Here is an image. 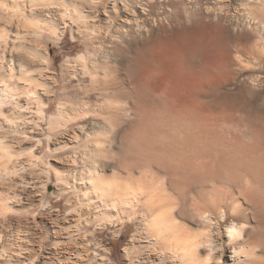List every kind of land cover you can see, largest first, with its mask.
<instances>
[{
    "label": "rangeland",
    "instance_id": "1",
    "mask_svg": "<svg viewBox=\"0 0 264 264\" xmlns=\"http://www.w3.org/2000/svg\"><path fill=\"white\" fill-rule=\"evenodd\" d=\"M91 1L87 0L93 7ZM110 1L102 0L98 24L88 19L85 31L77 24L61 26L55 32L43 30L47 57L37 75L40 85L32 89L39 94L32 91L29 100L22 99L26 109L21 114L0 83V108L3 105L4 109V113L0 110V136L4 135L11 147L0 148V264H152L146 242L148 229L139 225L140 217H112L119 219L118 223L97 218V208L85 198L84 188L95 166L104 168L111 176L109 181L114 182V154L129 151L140 135L152 132L155 125V119L145 115V103L135 107L133 99L113 96L115 89L127 91L131 87L136 99L135 89L142 85L162 106L185 113L210 129H227L234 123L219 108L210 115L202 110L194 90L214 92L213 100L224 103L248 101L237 93L241 89L247 98L264 97V56L245 57L234 52L239 56L234 67L217 73L216 68L225 69L222 51L207 47L206 39L197 38L201 31L198 20L170 21L163 11H171V7L164 8V2L157 0L155 11L161 18L154 21V16H147L145 27L138 29L135 23L124 20L126 10H136L139 20L146 17L140 12L142 6L134 8L130 0H117L120 13L114 16L108 8ZM183 1L179 10L200 8L214 19L216 34L224 27L239 31L245 20L259 17L258 8L241 0ZM4 25L1 20V44L7 36ZM253 28L264 33L262 23L253 24ZM104 35L105 48L97 51L94 46ZM183 48H196L203 64H217L215 71L205 75L191 72L183 77L185 73L176 62ZM215 187L223 201L214 218L225 211L228 219L213 229L218 242L225 246L213 260L222 259L226 264L229 245L224 228L234 214L225 197L228 186L218 182ZM245 213L247 218L241 216L236 221L251 229L254 218L250 210ZM135 234V244L141 250L128 252L125 248Z\"/></svg>",
    "mask_w": 264,
    "mask_h": 264
},
{
    "label": "bare ground",
    "instance_id": "2",
    "mask_svg": "<svg viewBox=\"0 0 264 264\" xmlns=\"http://www.w3.org/2000/svg\"><path fill=\"white\" fill-rule=\"evenodd\" d=\"M130 1L134 3V8L142 6L140 12L146 17L139 20L136 10H126V24L135 23L140 29L145 27L147 16H154V21L155 17L161 18L155 11L157 0ZM161 1L164 2L162 7H171V11H163L167 19L198 20L201 31H197L198 34L195 32L197 38L206 39L207 47L222 51L225 69L216 68L215 62L203 64L196 48H183L176 59L185 73L183 77L191 72L205 75L215 68L217 73L232 69L235 59L239 58L234 52L245 57L264 56V33L253 28V24L258 23L264 27V0H241L246 6L258 8L259 17L245 20L239 31L224 27L219 34L215 32L214 19L200 8L179 10L183 0ZM91 2L93 7L87 0H0V25L3 20L7 34L2 44L0 40V83L11 96L18 114L26 109L22 99L29 100L33 96L32 91L37 96L39 94L32 89L34 85H40L37 75L41 74L40 65L47 57L42 46L43 30L55 32L61 26L71 24H77L84 30L88 19L93 25L98 24L97 10L102 0ZM118 4L117 0L109 3L108 8L114 16L120 13ZM107 35L102 37L99 45L94 46L97 51L105 48ZM87 44L90 45V42L87 41ZM130 62L134 64L133 59ZM121 89H115L112 95L133 99L135 107L145 103L148 106L145 115L154 118L155 125L152 124V132L140 135L129 151L114 154L116 175L113 174L112 178L117 176L114 182L109 181L110 174L105 173L104 168L95 166L93 174L91 172L92 177L84 189L87 190L85 198L98 210L96 217L110 219L112 223L119 221L112 217L123 214L140 217L139 225L144 224L148 229L146 242L150 247L148 258L152 264H222V259L218 262L213 260L218 250L225 249L223 242L219 243L213 234L214 228L228 219L225 211L220 212L219 218H214L221 205L219 202L223 201V197L221 201L218 199L215 186L222 182L228 186L225 197L234 214V219L224 228L229 245L225 263L264 264V97L247 98L241 89L237 93L244 95L248 101L241 99L240 103H224L213 100L214 92L202 94L194 90L196 102L202 110L210 115L219 108L234 123L227 129H210L200 126L185 113L162 106L142 85L135 89L136 99L131 87L127 91ZM0 110L4 113L3 105ZM4 137L0 136V148L9 146ZM129 181L131 184H128ZM248 210L255 221L251 229L245 223L240 225L236 221L241 216L247 218L245 212ZM137 238L138 234L132 236L126 251L139 249L140 246L135 244Z\"/></svg>",
    "mask_w": 264,
    "mask_h": 264
}]
</instances>
